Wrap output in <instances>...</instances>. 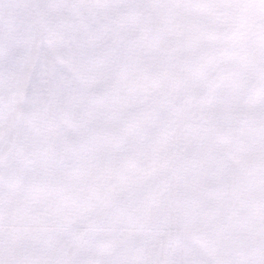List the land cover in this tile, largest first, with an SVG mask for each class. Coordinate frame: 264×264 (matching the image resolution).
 <instances>
[{
    "label": "snow or ice",
    "instance_id": "snow-or-ice-1",
    "mask_svg": "<svg viewBox=\"0 0 264 264\" xmlns=\"http://www.w3.org/2000/svg\"><path fill=\"white\" fill-rule=\"evenodd\" d=\"M0 264H264V0H0Z\"/></svg>",
    "mask_w": 264,
    "mask_h": 264
}]
</instances>
